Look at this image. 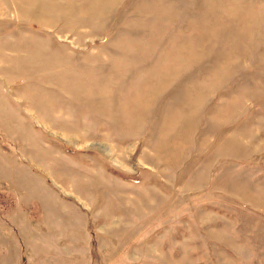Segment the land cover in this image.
<instances>
[{"label":"rangeland","instance_id":"obj_1","mask_svg":"<svg viewBox=\"0 0 264 264\" xmlns=\"http://www.w3.org/2000/svg\"><path fill=\"white\" fill-rule=\"evenodd\" d=\"M0 264H264V0H0Z\"/></svg>","mask_w":264,"mask_h":264}]
</instances>
